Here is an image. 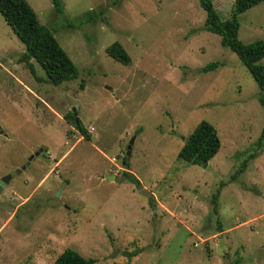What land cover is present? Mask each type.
Instances as JSON below:
<instances>
[{"label":"rangeland","instance_id":"rangeland-1","mask_svg":"<svg viewBox=\"0 0 264 264\" xmlns=\"http://www.w3.org/2000/svg\"><path fill=\"white\" fill-rule=\"evenodd\" d=\"M27 1L80 76L51 85L33 60L34 77L0 14V180L43 151L0 192V264H55L67 249L96 264H264L261 91L206 30L201 0ZM213 3L231 18L235 0ZM100 8L106 22L83 21ZM239 21L242 42L264 41V3ZM116 42L130 65L107 54ZM202 121L222 142L207 166L178 157Z\"/></svg>","mask_w":264,"mask_h":264},{"label":"trees","instance_id":"trees-1","mask_svg":"<svg viewBox=\"0 0 264 264\" xmlns=\"http://www.w3.org/2000/svg\"><path fill=\"white\" fill-rule=\"evenodd\" d=\"M261 3H264V0H235L231 18L224 20L214 6L213 0H201V6L207 14L206 30L220 36L222 46L235 53L250 71L261 91L260 103L264 107V65L261 63L264 59V41L246 44L239 38L240 15ZM54 5L58 12L63 11L61 0H54ZM105 13V8L90 11L83 17V21L93 22L99 19L106 22ZM0 14L25 45L24 61L34 77L37 78V72L33 60L44 70L46 81L51 85L61 86L79 78L78 67L60 45L53 31L40 21L27 0H0ZM106 51L111 58L122 65L128 66L132 62L129 52L119 42L110 45ZM218 66L219 63H213L202 71L209 72ZM73 123L83 136L91 139L81 122L77 125L74 120ZM263 143L264 130L258 144L261 147ZM221 147L218 130L210 122L202 121L186 138L178 157L192 165H204L216 157ZM255 157L256 155H252L242 164L237 173L231 177V182H235L246 172L249 161ZM127 159L126 157L125 160ZM126 168L129 170L130 165L126 164ZM125 178L130 183L141 187L140 180L134 174L126 172ZM225 185V183L221 184L220 190L215 195L216 199ZM137 255L133 253L129 256ZM55 264H96V260L87 259L74 249H67L57 258Z\"/></svg>","mask_w":264,"mask_h":264},{"label":"water","instance_id":"water-1","mask_svg":"<svg viewBox=\"0 0 264 264\" xmlns=\"http://www.w3.org/2000/svg\"><path fill=\"white\" fill-rule=\"evenodd\" d=\"M77 108L73 109L74 112V116H75V123L78 125L80 123V120L77 116ZM0 134H4V132L1 130L0 127ZM135 139L133 138L128 146V152H127V157L130 158V154H131V149L133 144L135 143ZM43 151L41 152H36L33 156H31V158L29 159V161L27 162V164L25 166H22L20 169H18L16 172L11 173L10 175L4 176L1 180H0V192L3 191V188L15 177L21 175L31 164V161L35 158L40 156V154H42ZM208 163H205L204 166H207ZM109 180H113L114 177L113 176H109L107 177Z\"/></svg>","mask_w":264,"mask_h":264}]
</instances>
